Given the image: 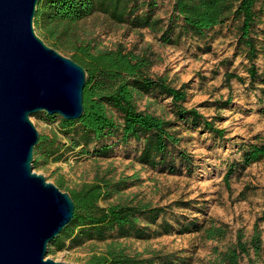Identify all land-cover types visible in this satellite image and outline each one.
<instances>
[{
    "label": "rangeland",
    "instance_id": "374dc122",
    "mask_svg": "<svg viewBox=\"0 0 264 264\" xmlns=\"http://www.w3.org/2000/svg\"><path fill=\"white\" fill-rule=\"evenodd\" d=\"M174 5V0H157L151 14L153 21L161 23L153 30L136 28L133 18L119 25L98 12L74 27V40L78 46H91L95 53L123 48L126 53L148 59L151 67L147 75L155 80L162 78L175 89L187 85L184 107L214 121L216 128L225 131L224 135L220 137L191 122H175L172 99L152 92L137 97L138 109L175 122L172 132L180 139L179 144L170 145L166 166L142 164L139 159L144 140L122 143L121 136L93 143L86 150L84 146L73 150L75 140L68 131L60 129L62 117L49 123L33 116L40 135H57L61 149L60 156L49 161L42 159L39 167L34 161V172L55 185L63 178V192L99 179L126 182L127 189L103 202L104 207L122 204L165 208L167 215L160 216L155 224L146 218L141 220L140 225L148 226L153 235L150 239L118 241L130 255H177L187 264H218L226 252L234 249L240 233L249 244L259 224L262 251L258 256L251 251L242 263L264 264V160L247 168L242 163L246 146L264 144V0L256 8L259 22L254 37L259 54L255 82L248 73L247 50L239 42L238 21L232 18L201 37L184 35L178 40L182 22L174 14ZM141 10L143 14L149 11L145 7ZM170 25L175 27V34L168 44L162 35ZM35 29L43 38L44 31ZM57 51L70 59L74 54L68 41L64 49ZM228 74L242 79L229 80ZM108 114L118 124L123 123L121 115L111 107ZM104 147L109 151L103 154ZM182 154L188 156L189 162L182 160ZM230 167L233 172L229 182H225ZM165 222L170 225L168 230L164 229ZM190 224L194 227L191 232L182 234ZM197 224L199 229L195 228ZM211 226L222 228L225 238L207 239L201 228ZM110 241H93L55 254L48 252L47 258L87 264L93 253L106 251Z\"/></svg>",
    "mask_w": 264,
    "mask_h": 264
},
{
    "label": "trees",
    "instance_id": "16d2710c",
    "mask_svg": "<svg viewBox=\"0 0 264 264\" xmlns=\"http://www.w3.org/2000/svg\"><path fill=\"white\" fill-rule=\"evenodd\" d=\"M40 0L35 27L44 31L42 36L48 45L56 50L65 48L67 41L73 46L72 58L87 71V84L84 90V115L78 121L60 120V129L75 140L73 150L84 146L86 150L91 144L108 138L121 136V142L144 140V148L140 157L142 164L157 167L166 166L170 145H177L180 139L172 132L175 122H191L202 125L208 132L223 136L225 131L216 128L214 121H208L195 110H188L184 103L188 98L187 85L181 89L171 87L166 80L152 79L147 75L151 63L146 58L126 53L123 48L117 51L95 53L91 46H81L74 40V27L81 21L96 13L106 15L114 23L122 25L133 18L136 28L155 29L160 21H153L151 12L157 6V0ZM174 14L182 22L177 33L178 40L184 35L203 36L230 19L240 23L238 34L240 44L247 50L250 62L248 70L252 82L258 76L255 61L258 58V40L254 37V29L259 22L256 11L262 0H174ZM142 7L149 11L142 13ZM175 27L168 26L163 32L162 40L172 43ZM236 78L228 74V79ZM158 92L172 99L175 107L176 121H166L152 114L142 112L137 106L140 95ZM264 94V91H262ZM229 104V103H227ZM116 110L122 117L118 124L108 114V108ZM39 120L49 123L57 121L59 116H49L45 113L35 114ZM102 153L109 151L108 147L101 149ZM106 150V151H103ZM242 163L245 168L264 160V144L246 146ZM61 149L58 137L41 136L35 150V164L40 166L41 160L49 161L60 156ZM95 152V151H94ZM184 162H189L188 156L182 154ZM59 159V158H58ZM233 168L230 167L224 180L229 182ZM56 185L63 191L66 183L63 178ZM128 187L124 181L113 183L107 179H99L94 183L85 184L80 188L68 190L75 202V215L72 223L63 231L59 239L49 246L50 254L65 249H75L93 241L107 242L111 240L106 251L93 253L87 264H187L182 256L156 255L143 258L142 254L130 255L121 249L120 239H150L153 235L149 227H142L141 220L146 218L155 224L160 216H166L165 208H151L149 205H109L103 202L111 200L116 194ZM264 221V215H263ZM164 229L170 225L165 222ZM193 225H188L182 234L191 232ZM195 228H198V224ZM168 230V229H167ZM209 240L223 239L226 232L222 228H201ZM116 233V236H114ZM167 234V233H166ZM261 231L259 224L251 242H245L243 234L238 235L234 249L224 254L218 264H243L244 257H250L251 251L258 256L261 251Z\"/></svg>",
    "mask_w": 264,
    "mask_h": 264
},
{
    "label": "water",
    "instance_id": "95a60500",
    "mask_svg": "<svg viewBox=\"0 0 264 264\" xmlns=\"http://www.w3.org/2000/svg\"><path fill=\"white\" fill-rule=\"evenodd\" d=\"M40 0H0V264H67L47 258L72 223L68 192L34 172L38 113L78 121L87 71L36 32Z\"/></svg>",
    "mask_w": 264,
    "mask_h": 264
}]
</instances>
